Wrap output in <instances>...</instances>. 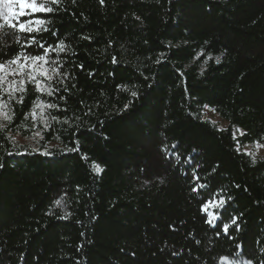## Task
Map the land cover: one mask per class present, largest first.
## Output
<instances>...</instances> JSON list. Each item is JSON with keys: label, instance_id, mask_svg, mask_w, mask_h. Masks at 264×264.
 Listing matches in <instances>:
<instances>
[{"label": "trees", "instance_id": "16d2710c", "mask_svg": "<svg viewBox=\"0 0 264 264\" xmlns=\"http://www.w3.org/2000/svg\"><path fill=\"white\" fill-rule=\"evenodd\" d=\"M53 8L36 14L49 21L38 38L64 41L69 77L48 82L53 96L27 84L0 118V264H264V157L242 149L264 146V0ZM17 34L0 59L23 50ZM37 98L60 105L48 128L30 114Z\"/></svg>", "mask_w": 264, "mask_h": 264}, {"label": "snow or ice", "instance_id": "6c2138e0", "mask_svg": "<svg viewBox=\"0 0 264 264\" xmlns=\"http://www.w3.org/2000/svg\"><path fill=\"white\" fill-rule=\"evenodd\" d=\"M61 0H0V39L4 36H12L17 44H20L21 37L17 33L26 34L24 43L21 44L22 51H19L13 57L3 60L0 59V118L8 121L9 124L12 122L15 115L14 108L12 106V101L17 104H23L24 93L27 92V84L34 85V90L36 92L47 94L48 96H53L60 91L59 87H53L51 83H48L55 79L56 77H61L57 80V84H64V81L69 77L68 72H61L64 67L63 63L58 59L59 54L66 51L67 46L63 40L58 41V43L53 46L48 44L42 38H38V34L43 31L47 32L48 28L45 26L49 21L41 19L36 16L37 13H52L55 11L53 5H59ZM75 0H73V3ZM103 4L104 0H100ZM23 17H30L29 19L22 20ZM139 19V18H138ZM32 33H37V35H31ZM88 39V37H85ZM35 46L36 54L28 52L27 49H31ZM55 52L57 58L49 59V54ZM211 59V57H208ZM112 62H116V58H112ZM160 61L157 60V63ZM220 62V57H216V63ZM207 63V60H205ZM82 68L83 65H80ZM65 85V91H67ZM19 97L17 96V94ZM133 97L138 95L137 92L133 91L131 93ZM7 96V99L4 97ZM60 100H65L66 97L60 96ZM60 105L56 103L45 104L43 101L37 100L33 101V107L31 110V115L33 119H36V109H40V119L44 124L45 128L49 127L48 117L45 116V108L49 109H59ZM125 109L128 105L124 106ZM89 109V113H90ZM89 113H86L89 114ZM27 119V114L25 116ZM53 121H58L59 118L52 116ZM79 119V118H78ZM63 123H68L67 120ZM7 125L0 124V130L6 128ZM27 129V126H24ZM36 136H40V132L35 133ZM43 138V137H41ZM59 139V137H56ZM7 139L12 140L11 136ZM38 151V149H37ZM11 154V153H9ZM44 155H51L48 151L43 153ZM0 167H3L0 164ZM95 170L99 172L101 169L99 165H95ZM197 179H199L197 177ZM164 181L161 180V183ZM203 187V185L201 186ZM199 189L194 188L193 191H198ZM62 199H56L54 204L60 206L62 204ZM228 199H231L229 197ZM226 204L224 197H220L218 200H214V206L223 208ZM205 211H207V206H202ZM238 218H231V224H236ZM231 227L230 224L224 225V233H228V229ZM238 230V226H237ZM219 234V233H218ZM228 260V257L224 258ZM232 264H239L238 261L232 262ZM250 264V262H249Z\"/></svg>", "mask_w": 264, "mask_h": 264}, {"label": "rangeland", "instance_id": "374dc122", "mask_svg": "<svg viewBox=\"0 0 264 264\" xmlns=\"http://www.w3.org/2000/svg\"><path fill=\"white\" fill-rule=\"evenodd\" d=\"M205 117L213 122H215L220 128H228V122L221 118L212 108L205 107ZM234 133L238 136L242 132L240 129L233 127ZM243 151L250 154L253 157H264V146L260 143L248 144L242 147Z\"/></svg>", "mask_w": 264, "mask_h": 264}]
</instances>
